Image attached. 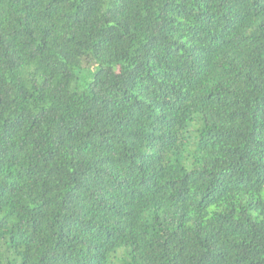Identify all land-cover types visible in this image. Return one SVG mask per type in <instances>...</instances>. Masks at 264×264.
<instances>
[{"label":"trees","instance_id":"trees-1","mask_svg":"<svg viewBox=\"0 0 264 264\" xmlns=\"http://www.w3.org/2000/svg\"><path fill=\"white\" fill-rule=\"evenodd\" d=\"M0 264H264V0H0Z\"/></svg>","mask_w":264,"mask_h":264}]
</instances>
